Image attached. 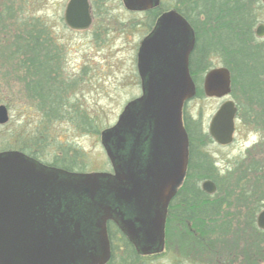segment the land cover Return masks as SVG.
<instances>
[{
    "label": "rangeland",
    "instance_id": "374dc122",
    "mask_svg": "<svg viewBox=\"0 0 264 264\" xmlns=\"http://www.w3.org/2000/svg\"><path fill=\"white\" fill-rule=\"evenodd\" d=\"M66 3L67 0H0V106H6L10 116L7 124L0 125V152L39 149L43 159L50 160L53 146H61L81 154L85 171H107L110 163L101 144V133L116 124L127 103L140 93L135 86L133 61L135 46L142 37L141 28L132 29L131 21L136 17L125 10L121 0H113L88 31H73L64 23ZM174 3L175 0L166 1L167 6ZM31 20L46 33L45 50L33 69L25 66L30 57L13 48L17 37L23 36L27 28L23 23ZM260 24H264V10L254 32ZM261 43L264 45V38ZM44 62L49 63L45 70ZM51 67L52 75L48 73ZM39 89L44 95L51 92L50 101L46 102L53 109L49 120L45 117L46 109L41 108ZM231 99L235 100L233 96ZM222 103L217 98L196 96L184 111L189 120L200 122L205 132L202 138L196 132L193 139L200 152L224 172L221 176L230 173L227 179L212 181L216 192L206 199L208 203L221 202L220 225H233L211 227L207 222L206 227L199 228L193 226L196 220L185 221V225L173 221L167 233L170 242L195 243L197 249L185 248L187 256L179 258V263L172 249L165 259L144 261L146 264H211L207 253L217 249L215 243H231L230 249L236 250L242 240L251 242L250 238H242L241 228L253 227L247 221V213L264 200L262 130L260 125L251 121L240 123L238 119L234 142L228 146L214 143L208 130ZM192 123L191 129L195 130ZM254 165L258 172H253ZM206 181L211 180L202 182ZM263 210L256 213V219ZM204 231L217 234L202 236ZM259 242L264 243V234ZM259 251L257 257L261 255L264 261V245ZM233 260L234 264L240 263L238 252Z\"/></svg>",
    "mask_w": 264,
    "mask_h": 264
},
{
    "label": "flooded vegetation",
    "instance_id": "af4514ba",
    "mask_svg": "<svg viewBox=\"0 0 264 264\" xmlns=\"http://www.w3.org/2000/svg\"><path fill=\"white\" fill-rule=\"evenodd\" d=\"M112 1L88 0L90 16L92 18V23L89 28L84 30L68 28L73 31H88L92 27L95 18L100 15V12L106 11V7ZM166 1L160 0L157 6L147 9H139L136 5L131 6L130 9L126 5L125 0H121L125 10L130 15L136 17L135 20L131 21L132 29L134 27L141 28L142 36L135 46L133 61L134 77L136 78L135 86L140 93L127 103L116 124L109 128L112 129L118 125L125 109L128 105H131L129 113L133 117V120L130 128H128L126 133H115V136L110 141L111 147L119 145L125 147L124 150H119L116 153L115 159L118 158L119 160L116 161V165L122 163L124 167L132 172V181L123 182L126 186L122 188L126 189L129 194L126 196L118 195L116 190L117 183L112 182L105 186L107 192L110 194L104 196H98L92 199L91 196L76 197L75 195H70L63 200L46 196V198H40L44 203L26 206L27 211H23L26 218L35 217L40 220H48L51 217L58 219L62 214L75 218L85 217L89 215L88 211L92 209L97 213L101 211L102 206L110 207L112 217L106 222L110 258L106 264L128 263L130 260L128 256L131 249L136 254L137 260H140L139 262L152 261L154 259L163 260L174 249V256L177 263H179L181 262L180 259L182 256H187L184 252L185 248L197 249L198 247L195 243H182L180 241L176 242V244L171 243L170 238L167 236L172 222L179 220L177 214L187 209L185 207L186 204L183 203V199L189 197V194L185 193L190 192L191 188L189 187L190 185L186 184L185 178L179 185L174 187V193L166 209L164 242L162 245H151L150 248L153 251L150 254L143 255L141 253L142 249L149 247L143 243L146 219L148 215H152L155 212L158 208L157 202H160L154 195L158 189L157 182L163 176L166 167L170 164V158L161 136V119L152 112L157 111V107L160 105V98L158 96L162 91L172 85L175 80L180 79L183 68H187L189 79L197 92L199 90H205L206 77L210 71L218 68H226L231 74V89L233 90V76L230 68L237 64V59L236 57L232 59L229 51V41L226 40L227 36H225L227 34L225 32V18L223 16L219 17V14L211 15L202 4L204 0H175L173 6H167ZM70 2L71 0H67L64 11L65 24V14ZM261 3L263 4L262 0ZM171 11L181 17L180 20L172 27H161L160 18L165 13ZM254 33L256 38L262 40V37L260 38L257 35V29ZM224 37L226 41H224ZM146 40H151L152 44H149L145 59L141 61L140 52ZM187 52L189 54L186 61L185 55ZM216 59L221 60V62L215 63L214 61ZM53 70L54 68L51 67V75ZM149 90H151V96L146 100L149 95ZM226 100H223V102ZM190 102L191 100L186 101L183 110H185ZM187 117L185 111H183L185 127L192 122L194 123L193 120H189ZM102 134L101 144L110 163V169L107 171H85L84 165L81 162V154L79 152L77 153L76 150L74 153V151L67 150L61 146H53V153L50 154V160L43 159L45 156H43V152L39 149H34L30 153L24 152L21 149L19 151L24 152V154L39 164L50 169H55L64 173L66 176L79 177L85 174L97 173L115 176V167L103 144ZM192 143L194 142L190 139L189 147H191ZM194 146L199 153L191 160V150H189L188 168L193 161L199 165L202 164L203 153L200 152L199 146L196 143H194ZM76 182H84V180ZM202 183L200 182L198 186L200 185L201 190L207 196H210L203 189ZM20 197L22 200H35L34 198H25V196ZM21 199L14 197L3 200L18 202ZM8 207L11 208L13 205L5 206V208ZM126 221H131L132 226L126 224ZM129 231H133L137 235L139 238L137 242H133L127 235ZM241 231H244V237L242 238H250L251 242L248 244L247 242L243 243L241 239L242 243L240 242L241 244L236 247V250L230 249L231 243H215L217 249H210L213 252L207 253L211 257L208 258L211 264H218L220 262L221 264H234L235 260L233 259H236L237 252L241 258L238 264H264L261 255L257 257L260 252V246L264 245V243L259 242L261 237H263L264 230L256 225L247 229L241 228ZM191 232L195 233V230L191 229ZM195 235L197 234L195 233ZM253 249L256 251L253 252ZM214 257L218 260L217 262L213 261L212 258ZM21 261L19 257L16 259V263L22 264Z\"/></svg>",
    "mask_w": 264,
    "mask_h": 264
},
{
    "label": "water",
    "instance_id": "95a60500",
    "mask_svg": "<svg viewBox=\"0 0 264 264\" xmlns=\"http://www.w3.org/2000/svg\"><path fill=\"white\" fill-rule=\"evenodd\" d=\"M160 0H125L126 5H136L139 9L157 6ZM264 4V0H262ZM179 17L175 12L165 13L160 18V26L169 28L177 24ZM65 21L73 30L88 29L92 23L88 0H71L65 14ZM185 25V23L183 22ZM258 37H264V25L257 28ZM157 42V39H156ZM151 40H146L140 52V60L145 59ZM186 53V61L188 58ZM149 60V59H148ZM182 76L175 80L158 96L160 105L152 112L161 119V136L170 158L163 176L157 182L154 195L160 202L158 208L148 215L145 223L143 243L149 247L142 249L143 255L150 254V246L162 245L165 236L166 209L174 193V187L179 185L185 177L189 159V138L183 124V108L186 101L196 96V89L189 79L187 68L182 69ZM176 77V76H175ZM207 97L225 98L231 94V74L226 68L210 71L205 81ZM147 93V92H146ZM149 99L151 90L148 91ZM128 105L122 114L118 125L103 132V144L112 161L116 175L105 173L85 174L79 177L66 176L55 169L47 168L23 153L9 151L0 153V264H19L16 259L21 258L22 264H106L110 258L106 222L112 217L110 207H101L95 213L93 209L89 215L75 218L60 215L48 220L26 218L23 211L26 206L44 203L40 198L46 196L63 200L70 195L76 197L98 196L110 194L105 186L116 182L118 195L126 196L129 192L122 189L123 182L132 181V172L122 163L116 165V153L124 150V146L111 147L110 141L115 133H126L132 123ZM237 107L233 100L224 102L209 125V134L216 143L222 146L230 145L234 141L236 131ZM10 116L6 106H0V125L9 122ZM84 180V182H76ZM122 189V192H121ZM203 189L208 194L216 192V185L212 181L203 183ZM34 198L35 200H22ZM18 198L14 202L5 198ZM13 205L11 208L5 206ZM22 211V212H20ZM131 225V221H126ZM258 226L264 230V210L257 219ZM132 226V225H131ZM50 233V235H49ZM133 242L139 239L133 231L127 232ZM37 262H36V261Z\"/></svg>",
    "mask_w": 264,
    "mask_h": 264
},
{
    "label": "trees",
    "instance_id": "16d2710c",
    "mask_svg": "<svg viewBox=\"0 0 264 264\" xmlns=\"http://www.w3.org/2000/svg\"><path fill=\"white\" fill-rule=\"evenodd\" d=\"M204 8L212 14L223 16L225 18V36L228 40L229 51L232 59L236 57L237 64L231 67L233 76V90L232 96L234 97L238 106V119L240 123L248 124L251 121L253 124L261 126V143L264 144V45L262 40L256 38L254 33L255 26L260 22L261 12L264 10V5L261 0H204ZM9 16H6L8 18ZM23 25L27 26L23 36L17 37L13 48L17 53L28 55V64L25 66L35 68L37 60L41 57L40 53L45 50L46 33L37 29L36 22H24ZM241 36V38H240ZM225 37H224V41ZM13 53V52H12ZM15 53V51H14ZM237 53V55H235ZM241 53H243L241 55ZM32 55V56H31ZM47 62V61H46ZM49 63H42L44 70ZM49 74L50 71L48 72ZM46 72V75L48 74ZM41 91V98L43 99L41 108L46 109L45 117L50 118L49 112L53 109L46 106V102L50 101L48 94H43ZM48 90V89H47ZM198 97H204V92L199 90ZM48 97V98H47ZM52 98V96H50ZM55 107V106H54ZM57 109V108H56ZM193 124V123H192ZM195 124V125H194ZM195 130L190 129V125H186L189 132L190 139L193 140L197 132L201 137L205 132L202 129L200 122H194ZM241 125V124H239ZM211 140V139H210ZM24 152H31L30 148L21 149ZM191 160L195 155H198L194 143L191 147ZM200 156V155H199ZM202 164H197L195 161L189 165L185 182L190 185V192L188 198L183 199L187 209L182 210L177 214L179 222L185 225L186 222H195V227H206L209 222L211 227H232L233 222L219 224L221 216V202L215 200L213 203H208V196L205 194L198 184L204 180H211L218 182L220 177L229 178L230 173L219 170L214 162L210 160L207 155H202ZM253 172H258L256 165L252 167ZM264 183V172L262 173L261 183ZM262 193V192H261ZM262 195V194H261ZM264 197V193H263ZM243 198V196H242ZM260 206L254 207L253 210L247 213V221L250 226H256V213L264 208V200L262 199ZM209 225V226H210ZM201 233V232H200ZM215 233L205 232L201 233L202 236L212 235ZM199 242H202L199 240ZM128 258L130 259L126 264H138L137 256L131 249ZM149 262V261H148ZM143 264H146L143 262Z\"/></svg>",
    "mask_w": 264,
    "mask_h": 264
}]
</instances>
